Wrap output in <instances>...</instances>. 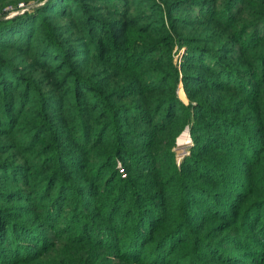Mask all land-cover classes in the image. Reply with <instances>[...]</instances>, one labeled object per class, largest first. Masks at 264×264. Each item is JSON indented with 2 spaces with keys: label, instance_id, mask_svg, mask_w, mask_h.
Returning a JSON list of instances; mask_svg holds the SVG:
<instances>
[{
  "label": "trees",
  "instance_id": "16d2710c",
  "mask_svg": "<svg viewBox=\"0 0 264 264\" xmlns=\"http://www.w3.org/2000/svg\"><path fill=\"white\" fill-rule=\"evenodd\" d=\"M17 3L0 0V264H264V0H46L4 19ZM102 6L123 19L111 44ZM231 157L249 175H220Z\"/></svg>",
  "mask_w": 264,
  "mask_h": 264
},
{
  "label": "rangeland",
  "instance_id": "374dc122",
  "mask_svg": "<svg viewBox=\"0 0 264 264\" xmlns=\"http://www.w3.org/2000/svg\"><path fill=\"white\" fill-rule=\"evenodd\" d=\"M44 1H46V0H42V1H40L39 3H37L38 1H36V2H34V3H29V4H25V2H23L22 0H19V3H17V8L16 9H11V8H9V9H7V13H6V15L3 17L4 19H7V17L8 18H12V17H14V16H16V15H19V14H13V13H16V12H18L19 13V11L21 12V10L23 9V12L25 11V10H29L30 8H35V7H40L43 3H44ZM156 2H158V3H163V0H155ZM102 4H104V3H102ZM105 5V4H104ZM148 6V5H147ZM146 6V7H147ZM121 8V7H120ZM122 9V8H121ZM120 9V10H121ZM98 17H100L104 22H106V23H108L110 26H109V28H110V32L111 33H109L108 35H105V36H102L103 38H104V40H106L109 44H111L110 43V36L111 35H117V32H114L115 30L114 29H116V28H114V26H111V25H113L112 23H113V21H116V20H123V19H117L116 18V16H113L112 15V13H109L108 11H107V8H105V6H102V7H99L98 8ZM133 11V10H132ZM22 12V13H23ZM22 13H20V14H22ZM162 13V12H161ZM12 15H14V16H12ZM201 15H203V14H201ZM57 19L59 20V22L60 23H67L69 20L68 19H66L65 18V16H61V18H59V17H57ZM56 21H54V22H51L50 24H56L55 23ZM78 23H80L79 22V19L78 20H76L75 22H73V24L74 25H76V27L77 28H80L78 25ZM67 27V26H66ZM68 27H72V26H68ZM66 28V31H67V29H69V28ZM78 36V31L77 30H75V29H72V31L70 30L67 34H65L64 36H63V38L62 39H67V41H69V42H71V41H74L75 39H76V37ZM103 38H100L99 37V39H103ZM76 43V42H75ZM78 44H77V47H78V52L76 53V54H68V55H66L65 56V58H64V60L66 61V63H67V65H68V68L70 69L69 71H71V72H73V73H81V70L80 69H78V64H73V66L70 64V62L71 61H79V62H83V61H86V56H81V55H84L85 53H87L86 51H89L90 52V48L88 47L89 45H88V43H85V42H77ZM174 44V43H173ZM77 55H80V56H77ZM183 55H185V49L184 48H181V47H178L177 46V44H175V46L173 47V49H172V53H171V57H172V62H173V64L177 67V71H178V76H177V78H178V82H177V85H176V95H177V97H178V99L180 100V102H182L183 104H185V105H187L189 102H190V100L188 101V98H187V95H186V93H185V88L186 89H191V86H190V84H188V83H184L183 81H182V78H183V76H184V72H183V70H182V68H183V63H185L186 61L187 62H189V61H193L194 62V60H186V59H184L183 58ZM73 57V58H72ZM73 59V60H72ZM59 62V60L58 61H56L55 59L53 60V62H50V65L51 66H55V65H57V63ZM28 66H30L29 65V62H27V67ZM36 71V73H39L37 70H35ZM24 77V76H23ZM28 78H30L29 76H27ZM70 81H72V80H70ZM31 113V112H30ZM27 115V113L26 114H22V116H21V118H23V117H25ZM188 127H184L181 131H180V134H179V136L177 137V139H176V141H175V145H177V146H174L173 147V149H172V151L174 152V156H175V164L177 165V166H179V164L181 163V160L183 159V152H187V154L189 153V148L190 147H192V141H191V146H188V144L187 145H185L184 144V141H180V139L185 135V134H183V132L187 129ZM183 134V135H182ZM188 134H189V132H188ZM182 135V136H181ZM189 137H190V134H189ZM177 140H178V142H177ZM45 142H46V140H41L40 141V144L39 145H44L45 144ZM178 144H179V146H178ZM189 147V148H188ZM186 148V149H185ZM188 148V149H187ZM264 149V148H263ZM187 154H185V155H187ZM183 155V156H182ZM263 155H264V152H263ZM221 164H222V166H221ZM216 167H218V171L220 170L221 171V173H220V175H249V173L251 172V169H249V168H246V167H244V165H243V161L241 160L240 161V163L238 162V161H235V160H233L232 159V157H231V160H229V161H224L223 159H220L219 161H218V164H217V166ZM207 168V167H206ZM213 169V168H212ZM223 169H229L230 170V172L227 174ZM241 169H246L248 172H245L244 170L243 171H241ZM187 171L185 172H183V173H181V174H178V175H195L196 174V170H195V167L193 166V165H188L187 166V169H186ZM237 170V171H236ZM235 172V173H234ZM128 173V172H127ZM141 175H149L148 173H142ZM197 175V174H196ZM207 175H215L214 173H213V171H211V172H208V174ZM1 181V180H0ZM175 183V182H174ZM173 183V184H174ZM22 186V185H21ZM69 206H67L66 208H64L63 209V211H62V213L63 214H65L67 211H68V208L72 205L71 204V202H69V204H68ZM87 211H88V207H86L85 208ZM180 216H181V214H180V212H179V219H180ZM263 217V216H262ZM218 232H213L212 234H211V236L209 237V239L210 240H214V241H220V240H222V242L225 240V239H228L229 237H231V236H233L234 235V233L236 232V231H233V232H230V233H225L224 231H221V230H217ZM188 243H189V241H187L186 243H185V245L187 244L188 245ZM189 246V245H188ZM183 248H186V251H190L191 250V248L190 247H183ZM229 248H230V246H228V248L225 246L224 247V249H226V251L223 249V251H225V254H227V251H228V254H237L238 255V253L240 252V253H242L241 252V250H239V249H237V250H229ZM227 254V255H228ZM241 256L242 257H246V259H250V257L248 256V254H241ZM238 257V256H237ZM242 259H244V258H242ZM178 261L179 260V258H177V259H175V257H173L172 258V263H173V261ZM181 263H183L182 261H181ZM211 264H237L236 263V261L235 262H231V260H226V261H224V262H220V261H217V262H210ZM184 264V263H183Z\"/></svg>",
  "mask_w": 264,
  "mask_h": 264
},
{
  "label": "built area",
  "instance_id": "2783aa9c",
  "mask_svg": "<svg viewBox=\"0 0 264 264\" xmlns=\"http://www.w3.org/2000/svg\"><path fill=\"white\" fill-rule=\"evenodd\" d=\"M21 11H23V9H22ZM188 132H189L188 128L183 132V134H185V133L187 134V136H186V138H185V140H184V144H185V145L188 144V146H191V138L189 137ZM183 134H182V135H183ZM182 135H181V136H182ZM177 142H178V140H177ZM176 146H177V145H176ZM178 146H179V144H178ZM188 148H189V147H188ZM188 148H187V149H188ZM185 149H186V148H185ZM185 154H187V152H183V155H184V156H185ZM183 155H182V156H183Z\"/></svg>",
  "mask_w": 264,
  "mask_h": 264
},
{
  "label": "bare ground",
  "instance_id": "6f19581e",
  "mask_svg": "<svg viewBox=\"0 0 264 264\" xmlns=\"http://www.w3.org/2000/svg\"><path fill=\"white\" fill-rule=\"evenodd\" d=\"M186 136H187V134L185 133V135L180 139V141H184Z\"/></svg>",
  "mask_w": 264,
  "mask_h": 264
},
{
  "label": "water",
  "instance_id": "95a60500",
  "mask_svg": "<svg viewBox=\"0 0 264 264\" xmlns=\"http://www.w3.org/2000/svg\"><path fill=\"white\" fill-rule=\"evenodd\" d=\"M22 12H23V11H21V12L19 11V13H18V12H16V13H13V14H14V15H15V14H20V13H22ZM14 15H12V16H14ZM7 18H8V17H7Z\"/></svg>",
  "mask_w": 264,
  "mask_h": 264
}]
</instances>
